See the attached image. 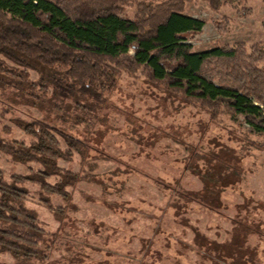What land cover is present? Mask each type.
<instances>
[{
    "label": "rangeland",
    "instance_id": "1",
    "mask_svg": "<svg viewBox=\"0 0 264 264\" xmlns=\"http://www.w3.org/2000/svg\"><path fill=\"white\" fill-rule=\"evenodd\" d=\"M136 9V3L125 4L120 16L133 19ZM182 12L204 21L201 31L185 34L194 51L242 44L248 53L259 50L263 60L258 66L264 67V0L225 3L218 9L205 0H191ZM120 72L99 104L83 97L32 99L15 89H0L3 140L30 143L34 137L16 120L41 119L87 144L82 154L57 159L61 169L80 175L66 187L69 199L44 194L35 182L23 183L28 190L25 205L46 232L39 244L45 259H16L5 252L0 253V264H197L196 252L190 249L196 246L193 238L199 232L221 241L230 218L250 226V245L259 250L254 261L264 264V134H255L240 116L221 107L216 110L214 104L149 83L141 68ZM37 74L29 70V79L37 82ZM219 79L217 75L213 80ZM61 102H81L92 111L85 115L73 103ZM223 164L231 171L220 182L225 185L219 195L220 214L172 198L175 183L195 192L203 188L198 170L212 165L211 170H217ZM40 168L38 162H17L0 151L7 181L12 174ZM57 178L46 180L52 184ZM45 198L63 212L48 209ZM247 204L251 209L244 216ZM143 244V252L137 253Z\"/></svg>",
    "mask_w": 264,
    "mask_h": 264
},
{
    "label": "trees",
    "instance_id": "2",
    "mask_svg": "<svg viewBox=\"0 0 264 264\" xmlns=\"http://www.w3.org/2000/svg\"><path fill=\"white\" fill-rule=\"evenodd\" d=\"M187 1L191 0H0V89H15L32 99L83 97L99 104L120 71L133 73L141 68L149 83L162 84L210 107L214 104L216 110L221 107L222 112L240 116L255 134H264V67L258 66L263 60L259 50L248 53L238 44L194 51L185 34L201 31L204 21L182 12ZM205 1L218 9L241 0ZM132 3L137 5L134 18H122L119 10ZM29 70L38 73L37 82L29 79ZM217 75L218 82L213 80ZM61 103H73L85 115L92 111L81 102ZM53 105L59 110L65 107ZM16 121L34 140L26 144L0 138V151L17 162H38L41 168L12 174L8 181L0 169V253L43 261L39 244L46 232L25 205L28 190L23 183L35 182L44 194L69 199L66 187L80 175L61 169L57 159L82 154L87 144L45 120ZM211 167L198 170L202 189L187 192L175 183L170 187L172 198L220 214L219 195L225 188L220 182L231 170L224 164L217 170ZM52 175L58 178L50 184L46 179ZM42 201L54 213L63 212L48 199ZM246 208L244 216L251 209L249 204ZM229 220L221 241L199 232L193 238L196 246L190 249L196 252L197 264H261L254 261L259 250L258 245H250V226ZM144 244L135 252H143Z\"/></svg>",
    "mask_w": 264,
    "mask_h": 264
}]
</instances>
